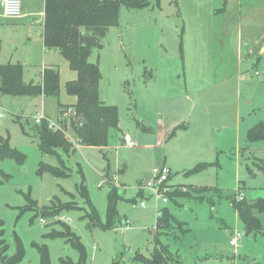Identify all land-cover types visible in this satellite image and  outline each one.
<instances>
[{
  "label": "rangeland",
  "instance_id": "obj_1",
  "mask_svg": "<svg viewBox=\"0 0 264 264\" xmlns=\"http://www.w3.org/2000/svg\"><path fill=\"white\" fill-rule=\"evenodd\" d=\"M27 1L32 11L43 6V0ZM140 1L144 5L120 4L117 24L88 57L100 70V99L118 112V127L109 129L106 146L76 147L64 136L69 148L42 152L32 120L41 92L17 97L0 92V138L24 156L22 162L0 158L7 246L3 252L0 244V264L1 254L17 253L19 240L23 258L17 264H39L35 244L47 246L51 264L77 263L79 252L65 238L46 236L65 233V226L85 246V264H113L116 257L118 264H130L136 253L149 257L156 241L167 250L164 264H264V211L258 214L260 229L246 234L231 203L238 192L248 204L264 198V140L247 138L248 129L264 120L263 31H257L258 44L245 37L243 26L238 35V0ZM242 3L244 22L264 27V0ZM35 20L30 41L3 44L0 64L21 58L23 78L38 81L42 64L55 66L58 92L43 98L55 119L62 106L75 102L65 84L76 72L59 52L44 53L38 13ZM61 122L70 132L72 125ZM125 134L134 146L125 145ZM199 162L213 164L189 173ZM162 163L171 169L167 191L177 195H166L171 225L155 231L154 202L138 186ZM41 164L60 173L41 171ZM111 186L121 197L116 220L105 228ZM141 200L144 208L132 206ZM235 230L242 237L234 249L229 239Z\"/></svg>",
  "mask_w": 264,
  "mask_h": 264
},
{
  "label": "trees",
  "instance_id": "obj_2",
  "mask_svg": "<svg viewBox=\"0 0 264 264\" xmlns=\"http://www.w3.org/2000/svg\"><path fill=\"white\" fill-rule=\"evenodd\" d=\"M121 3L132 7L144 5L140 0H44L43 46L45 49H57L67 60L69 69L76 72V77L66 82L65 91L75 98V102L70 105L75 107L80 124L74 122L73 131L81 138L82 145L106 146L109 129L118 127L117 108L100 100V70L98 64L90 62L88 57L93 47L101 45V40L106 35L108 28L117 24ZM58 87V69L44 68L41 85V80L37 83L24 82L23 68L20 63L0 64V92L3 94L17 97L34 96L41 92L46 97L57 94ZM34 126L39 138L38 146L42 152L56 153V148H69L70 145L64 135L59 131L49 129L46 122L34 124ZM247 138L248 140H264V120L248 129ZM0 141V158L9 156L18 158L19 162L23 161L24 156L9 146L7 138H0ZM209 164H213V162H199L189 173L198 172ZM261 169L264 170V167ZM40 170L60 173L58 168L46 164H41ZM81 187L86 200H88L87 191L85 192L83 185ZM166 195L172 197L177 194L176 191H167ZM120 197L111 186L107 193L106 218L102 227L108 228L113 225L117 218L116 202ZM29 201L33 203L31 199ZM231 203L242 221L246 234L260 229L258 214L264 211V198L248 204L244 199L235 201L233 197ZM91 209L93 220H95L97 210L93 205H91ZM171 221L172 216L169 209L164 205L156 218L155 231L167 228L171 225ZM2 225L3 222L0 220V244H5L3 250L5 252L7 246L3 238ZM63 229L65 233L51 231L46 233V236L65 238L78 250L79 260L77 263H72L61 259V263L85 264L86 250L79 236L66 226ZM35 246L40 253L39 264H51L47 246L44 244H35ZM166 251L156 241L149 257L136 253L130 264H164L168 257ZM22 258L23 248L20 240L15 255L7 257L1 254L3 264H17ZM117 261L118 258H114L113 264H118Z\"/></svg>",
  "mask_w": 264,
  "mask_h": 264
},
{
  "label": "built area",
  "instance_id": "obj_3",
  "mask_svg": "<svg viewBox=\"0 0 264 264\" xmlns=\"http://www.w3.org/2000/svg\"><path fill=\"white\" fill-rule=\"evenodd\" d=\"M1 14L5 18H17L21 15V0H0ZM43 68L41 71V85L43 78ZM45 96L41 95V101L39 106H37L32 120L34 124H41L42 122L47 123V127L53 131L61 132L66 139L71 143L75 144L76 147L82 146L81 138L75 134L73 131V123L78 122V116L75 110V107L72 105H65L63 108L61 107L58 110V118H52L45 110L44 107V98ZM3 116V113L0 111V117ZM65 119L68 122V126L72 125V128H69L70 132H67L63 123ZM78 124H80L78 122ZM68 128V127H67ZM123 141L125 145L132 147L135 143L131 140V138L125 134L123 136ZM73 144V145H74ZM170 176V168L167 167L164 163L158 164L154 166L151 170V176L149 179L144 180L138 186V190L143 193H147V195L153 200L154 207L157 210V216L160 214L161 208L168 202V198L166 196L167 191V180ZM236 201H241L244 199L242 193L238 192L235 196ZM139 205L144 208L146 206V202L141 200L138 204L133 203V207ZM42 221V220H41ZM129 226V222L124 220L123 229H126ZM242 237V233L238 230H235L231 233L229 244L235 249Z\"/></svg>",
  "mask_w": 264,
  "mask_h": 264
},
{
  "label": "crops",
  "instance_id": "obj_4",
  "mask_svg": "<svg viewBox=\"0 0 264 264\" xmlns=\"http://www.w3.org/2000/svg\"><path fill=\"white\" fill-rule=\"evenodd\" d=\"M242 5H243L242 0H238L237 5H236L238 10L240 11L239 16L237 17L238 18V25H237L238 26V35L240 37H242L243 32L240 29H242L241 27L243 26L247 30V35L245 37H247L249 40H253L254 41L253 43L258 44L260 37H259V35H257V31L262 30L263 31L262 35H263L264 34V27H258V26L251 25V23L244 22L243 17L245 15L241 14ZM246 6L249 9L251 8L249 3ZM37 13L41 17V25H40L41 27L38 30V37L40 38L42 47L44 49V53H47L48 51L52 50V49H45L43 46L44 0H43V6L41 7V9L39 11H32L29 2L27 0H25L24 2H21V15L19 17H17V18H5L0 13V17H2V19L0 21V57L2 55L1 51H2V47H3L4 43H9V41L18 42V40L30 41L32 39L34 29L31 28L30 23H39V20H35V22H33V18L35 16V14H37ZM8 19H9V21H7ZM3 20H6L7 22L3 21ZM5 30L9 33L8 37H6L5 34L3 33V31H5ZM53 50L58 52V50L55 48H53ZM7 63H20L22 65L23 69H24V65H25L24 61L21 58L20 59H10ZM2 64H6V63H2ZM42 68L43 69L44 68H55V66H53L52 64H50V65L42 64L41 69ZM40 70L38 72H40ZM23 80L26 83L27 82L37 83L38 82V80H35L33 78H28V79L23 78ZM73 103H69L67 105H70ZM179 126L184 127L183 125H179ZM170 172H171V169H170Z\"/></svg>",
  "mask_w": 264,
  "mask_h": 264
}]
</instances>
